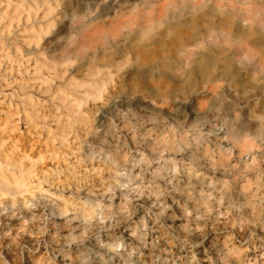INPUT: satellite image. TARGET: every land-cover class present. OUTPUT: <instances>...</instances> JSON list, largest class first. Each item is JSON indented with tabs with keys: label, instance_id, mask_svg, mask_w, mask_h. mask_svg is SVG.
Wrapping results in <instances>:
<instances>
[{
	"label": "rangeland",
	"instance_id": "obj_1",
	"mask_svg": "<svg viewBox=\"0 0 264 264\" xmlns=\"http://www.w3.org/2000/svg\"><path fill=\"white\" fill-rule=\"evenodd\" d=\"M236 2L0 0V264H264V0Z\"/></svg>",
	"mask_w": 264,
	"mask_h": 264
},
{
	"label": "bare ground",
	"instance_id": "obj_2",
	"mask_svg": "<svg viewBox=\"0 0 264 264\" xmlns=\"http://www.w3.org/2000/svg\"><path fill=\"white\" fill-rule=\"evenodd\" d=\"M197 1H199V0H157V4L156 5H153L152 7L151 6H149V5H147V10L149 11V12H146L145 13V15H144V17L142 18V20L143 21H145V22H149L150 21V19L152 18L151 17V14H150V9H149V7L151 8V9H156L157 11H158V13H156L157 14V18L160 20V21H163V19H162V13H160V11L161 10H164V9H166L167 11H168V13H169V15L171 16V17H178V23H172L174 26H176V27H182V26H185V20H187V18L185 19L184 18V14H187V13H189L188 11H186V10H184V8H180V10H176L175 8H174V6H177L178 5V3H180L181 4V2H184L183 4H184V6L186 7L190 2H192V3H194V4H196L197 5ZM201 1V0H200ZM209 1H211V2H213V3H219V5H220V2L222 1H226V0H209ZM252 1H254V0H249V2L250 3H253ZM236 0H229V3H230V5L232 6V7H236V8H240V6H238V5H236ZM199 3V2H198ZM193 4V5H194ZM200 4V6H201V3H199ZM192 5V6H193ZM218 5V6H219ZM226 5V4H225ZM217 7V6H216ZM220 7V6H219ZM222 7H223V5H222ZM257 7V6H256ZM193 8V7H192ZM191 8V9H192ZM226 8V7H225ZM144 9H146V7L144 8ZM259 9V8H258ZM194 10H195V8H194ZM141 11V10H140ZM146 11V10H145ZM181 11H183V12H181ZM142 12V11H141ZM201 13V12H200ZM202 13H203V11H202ZM199 15V14H198ZM202 15V14H201ZM200 15V16H201ZM181 17H183V18H181ZM209 18V17H208ZM199 19V18H198ZM202 19H203V16H202ZM194 24V23H193ZM208 33V32H207ZM208 35V34H207ZM21 185V183L18 185V186H20Z\"/></svg>",
	"mask_w": 264,
	"mask_h": 264
}]
</instances>
